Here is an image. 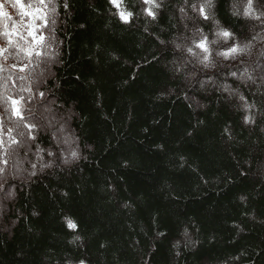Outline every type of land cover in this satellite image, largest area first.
<instances>
[{
	"label": "trees",
	"instance_id": "1",
	"mask_svg": "<svg viewBox=\"0 0 264 264\" xmlns=\"http://www.w3.org/2000/svg\"><path fill=\"white\" fill-rule=\"evenodd\" d=\"M156 2L152 19L142 0H124L134 13L125 23L109 0H0V96L24 97L26 118L9 116L0 100V188L12 193L0 216V264H264V83L255 74L264 72V0H253L260 19L242 15V0H214L211 16L233 38L208 43L204 63L202 50H186L197 28L215 38L212 19L191 9L200 0ZM28 5L36 19L21 14ZM234 45L247 47L216 55ZM241 71L254 82L226 80ZM201 81L210 86L192 91ZM44 100L72 136L75 159H61ZM74 235L81 239L69 243Z\"/></svg>",
	"mask_w": 264,
	"mask_h": 264
},
{
	"label": "snow or ice",
	"instance_id": "2",
	"mask_svg": "<svg viewBox=\"0 0 264 264\" xmlns=\"http://www.w3.org/2000/svg\"><path fill=\"white\" fill-rule=\"evenodd\" d=\"M37 2L40 5H44L45 4V0H37ZM143 4L146 5V7L143 8V12L151 17L152 19L156 18L154 9H157L160 7V4H158L156 2V0H142ZM187 2V0H186ZM109 3L115 7L117 9L118 15L120 17V19L125 22V23H129L130 19L133 17L134 13L132 11H126L125 7H124V0H109ZM12 6L13 7H17L20 6V0H12ZM191 9L193 12H196L199 14L200 17H202L203 20H209V19H214V17L211 16V9L214 7V0H200V2L198 3H192L191 5ZM4 7V5H0V9H2ZM233 14L234 16H238L241 14V12L239 11V9L237 8V6L235 4H233ZM33 8V5H28V11L25 12L23 11V8L21 6V14L22 15H31L33 17V19L37 18V13L39 12V9H37L36 12H32L31 9ZM54 10V7H53ZM180 11L183 13L185 11V9L182 7L180 9ZM2 14V13H0ZM243 15L245 17H249V16H253L256 19H260L259 16H255V13L253 12V0H249L248 2V6L246 7V9L243 10ZM44 27H46V25H43ZM29 37L32 41L33 44L35 45H40L43 41H44V37L42 35H37L36 34V29L34 27H32L31 25H29ZM196 31L199 33V40H193V46L192 47H188L186 50L189 54H193V47L202 50V52L204 53L203 55V59L201 60V63H204L205 61L209 60V53L210 50L209 48L206 46L208 43L212 44V40L209 41L207 36H205L204 32L202 31V29L197 28ZM224 35L228 36L229 39L233 38V34L231 32H226L223 33ZM9 43H11V41H9ZM177 47L179 48L180 45H177ZM247 47V45H245V48ZM245 48H238L237 46H232L230 47L227 51H224L222 53L223 57L225 59H228L230 55L237 53V51L243 52L245 50ZM7 49H5L6 51ZM36 55H40V53H36ZM208 65L205 64V67H207ZM19 71L23 72L25 71V68L21 67L19 69ZM28 91H31V89H27ZM225 91H228L227 86L225 85ZM39 95L41 96V98H43V92H40ZM242 99H244V97H242ZM0 100L3 101V103L5 105H7V107L4 108V112L8 113L9 116L11 117H15L17 121L19 122H23L26 118L24 117V115L22 114V109H23V104L22 101L24 100V97H19V98H14L8 95H3L0 96ZM0 115H2V113H0ZM251 120L248 121V123ZM0 124H2V121H0ZM23 127L26 128L27 131V138L28 139H34V137L32 136V130L35 128L34 124L29 123H24ZM14 128H8L5 131L7 132V134L9 135L11 141L13 144H17L18 141L15 139V137H11V133L14 131ZM22 135V134H21ZM67 142V140H66ZM71 157L73 159H75L78 156V153L75 150L71 151ZM49 155H52L51 152H49ZM45 167H50L51 165H44ZM127 207V205H125ZM83 264V262H82Z\"/></svg>",
	"mask_w": 264,
	"mask_h": 264
},
{
	"label": "rangeland",
	"instance_id": "3",
	"mask_svg": "<svg viewBox=\"0 0 264 264\" xmlns=\"http://www.w3.org/2000/svg\"><path fill=\"white\" fill-rule=\"evenodd\" d=\"M164 1V0H161V2ZM184 18H186V15H184ZM178 51V49H176ZM264 54V52H263ZM56 56V52L49 55V60H53V58ZM262 61L264 62V57L262 58ZM259 71H255V74L257 76H259V80L263 81L264 83V72L262 73L260 71V73H258ZM251 74V73H250ZM260 74V75H259ZM248 73L246 71H241V72H238L237 74L236 73H230L229 75H227L226 77V80H232V81H235L239 84H244L246 83L249 79V81L252 80V82H254L255 78H254V74H251L250 77L247 76ZM205 85L207 86H210V82L209 81H201V83L197 84V85H192V91H194V88L197 86L199 87V90H203L205 89ZM227 86V89L228 91H225V85H221V89L222 91L225 93V94H231L229 96H232L233 95V92L230 88L229 85H226ZM46 101V105L47 107L46 108H43L45 106H42L40 109V111L42 110L44 115H43V119H44V123L48 126V129L52 132L53 134V138L55 140L56 143H58L59 145V148L63 151V156H61V159H69L71 158V148L73 147L74 145V140L72 138V136L70 135V133L68 132L67 128H66V125L65 123L63 122V120L56 116L55 114H51L49 112V108L48 106H50L49 102L47 100H44V102ZM35 120L33 119V122ZM37 124V122H35ZM69 133V134H68ZM67 140V142H66ZM69 145V146H68ZM78 151V150H77ZM13 161L17 167V169L19 170L20 169V166H21V160L19 157L16 156V158H13ZM18 179V178H16ZM2 190V192H0V216L5 208V204L6 202L10 201L12 199V193H11V189H5L4 187L3 188H0ZM5 189V190H4Z\"/></svg>",
	"mask_w": 264,
	"mask_h": 264
},
{
	"label": "clouds",
	"instance_id": "4",
	"mask_svg": "<svg viewBox=\"0 0 264 264\" xmlns=\"http://www.w3.org/2000/svg\"><path fill=\"white\" fill-rule=\"evenodd\" d=\"M248 2L249 0H242L241 4L239 5V8L244 10L246 9V7L248 6ZM233 16V11L231 13ZM242 15H243V11H242ZM262 16H264V13L261 14ZM212 23L214 24L215 26V38L212 39V45H218L220 44L221 42H223L224 44H227L228 40H229V37L224 35L223 33H226V32H230L227 28L223 27L220 23L219 20H216L215 18L212 20ZM224 51H217L216 52V55L218 57H223L222 53ZM194 55H199L198 53H194ZM118 57H116L114 54H113V59H117ZM243 96H240L239 99L241 101H244V99H242ZM250 105H248L246 102H244L242 104V110H244L245 112L248 111ZM252 117L248 116V115H245L244 116V122L245 123H248L249 120H251ZM225 132H227V129H225ZM244 197H241V200H243ZM33 215H37V213H33ZM62 222L63 224L66 226V228L72 232H75L77 230V227H78V224H77V221L76 219L72 216V215H65L63 218H62ZM81 237L79 235H74L71 240H69V243H73L75 241H78L80 240Z\"/></svg>",
	"mask_w": 264,
	"mask_h": 264
}]
</instances>
